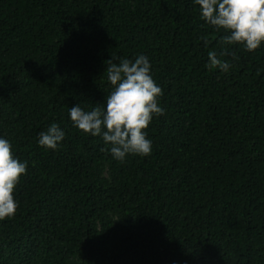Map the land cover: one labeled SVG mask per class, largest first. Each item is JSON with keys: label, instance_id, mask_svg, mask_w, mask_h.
<instances>
[{"label": "trees", "instance_id": "obj_1", "mask_svg": "<svg viewBox=\"0 0 264 264\" xmlns=\"http://www.w3.org/2000/svg\"><path fill=\"white\" fill-rule=\"evenodd\" d=\"M227 34L193 0H0V137L28 162L0 264H264V42L207 67ZM140 54L165 112L121 162L69 110L103 107L106 61Z\"/></svg>", "mask_w": 264, "mask_h": 264}, {"label": "clouds", "instance_id": "obj_2", "mask_svg": "<svg viewBox=\"0 0 264 264\" xmlns=\"http://www.w3.org/2000/svg\"><path fill=\"white\" fill-rule=\"evenodd\" d=\"M199 6L200 17L216 31L223 29L222 47L208 52L209 68L227 72L232 65L225 57L232 55L228 45L242 44L247 51H254L264 42V0H193ZM205 47L210 43L201 37ZM119 59V62H114ZM107 79L113 86L106 96L103 107L97 104L85 110L76 104L69 110L74 126L84 133L100 136L118 161L128 155L147 156L152 151V141L147 138L153 116L163 115L165 109L159 104L162 88L155 82L151 63L146 55L134 60L111 57L106 61ZM65 132L57 123H52L39 133L40 146L57 149ZM27 161L21 162L13 154L12 144L0 137V220L15 215L18 203L14 189L22 175L27 174Z\"/></svg>", "mask_w": 264, "mask_h": 264}]
</instances>
